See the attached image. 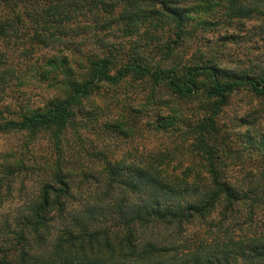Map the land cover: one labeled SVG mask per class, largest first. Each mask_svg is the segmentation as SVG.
<instances>
[{
  "label": "trees",
  "instance_id": "trees-1",
  "mask_svg": "<svg viewBox=\"0 0 264 264\" xmlns=\"http://www.w3.org/2000/svg\"><path fill=\"white\" fill-rule=\"evenodd\" d=\"M220 27L245 34L226 33L224 46L264 37V0H0V137L23 138L0 149V205L19 199L0 213V264H264V129L252 113L235 137L219 122L232 95L264 96V56L174 59L189 38ZM127 78L147 85L149 102L159 89L168 99L158 103L196 102L198 113L186 121L171 105L142 127V110L130 108L132 119L94 126L97 95ZM27 80L53 93L22 102ZM147 127L190 140L201 163L181 168L162 152L115 158L95 146L73 154L68 138L86 129L129 139ZM40 136L54 157L43 166L28 157ZM234 143L260 150L263 163L244 172Z\"/></svg>",
  "mask_w": 264,
  "mask_h": 264
},
{
  "label": "rangeland",
  "instance_id": "rangeland-1",
  "mask_svg": "<svg viewBox=\"0 0 264 264\" xmlns=\"http://www.w3.org/2000/svg\"><path fill=\"white\" fill-rule=\"evenodd\" d=\"M254 24H256V22H247L245 24V28L248 29L251 26H254ZM226 33L237 34V36L245 37L243 32H235L233 30L227 31L223 27H220V29L217 30L207 29L203 33H197L198 35L195 39L189 38L186 43H184V48L175 50L176 56L174 59H176V62L181 65L194 64L193 62L195 61H192L193 56L191 55L195 54L198 50L201 52L195 55L196 61L197 59L203 60L207 53L210 54V52L216 50L226 54L225 57H232L233 61H239L241 63L253 56H259L260 58L264 56L263 36H254L256 37L255 39L254 37H250V43L240 42L237 45L227 44L224 46L221 45V42ZM158 34L160 42L163 43L165 40V38L161 37V34L163 33ZM141 38H143V36ZM142 40L143 39L140 41ZM21 90L22 91L20 92L23 96L21 97L20 95V100L22 102L27 100L28 102L39 105L42 103L44 98H47L53 93L52 90H54V88L50 89L48 87V83L27 80L22 85ZM12 92L15 96H18L16 89ZM149 94H151L150 89L147 88L146 84H141L139 81H135L132 78H127L124 82L114 87H103L100 94L97 95V98H95L97 108L92 111V114L94 115V118H97L94 126L97 125L98 118L99 125L103 123L112 124L121 120V117H125L126 115V118L130 120L132 119L131 115L128 114L130 108L142 110V113L137 114L138 125L142 127H145L147 122L156 120L159 117L158 115H161L164 119L171 115L169 110L172 109L171 105H174L173 109H176L178 111L177 114L186 121L192 120L195 117V114L198 113V104L196 102L180 104L175 100L170 99L172 102L168 104L169 106H165L163 103H158L159 100L162 102L168 99L167 94L163 90L159 89L152 94L154 96L153 99L150 100V102L154 101V99L158 100L157 105H150V102L147 100ZM263 97H251L244 91L232 95L229 106L224 109L223 115L219 120L223 130L228 132L233 137H235L239 132H245L247 128L243 126L240 127L239 119L247 113H252L251 118H257V127L264 129ZM149 128L150 127L145 128V131L142 132V134L134 135L129 139L122 137L116 138L112 134H103L99 137L95 134V132H91L90 130L87 131L86 129H80L78 131L81 135V140L75 139L70 131L68 138L70 140L69 143L73 154L78 151L83 152V150L91 152L92 147L95 146L96 150H104V152L112 154L115 158L121 157L122 154H129L128 156L132 159L141 153L146 155V153L149 152L154 154L162 152L171 153V164L175 166L179 165L181 168L190 166L192 163L193 165L201 163L197 153H194L195 155L193 153H189V149L191 147L190 140L183 138L181 135L172 137L170 133L163 134L156 130L151 131ZM22 143L23 138L20 135L13 134L10 136L0 137V149H18ZM232 147V151H235L233 155L240 156L235 162L238 164V167H240V163L243 165L244 172L253 168L254 165L257 166L259 162L263 163L260 150H256V152L250 154V148L247 146L234 143ZM241 148H243L242 151ZM28 157L31 162L40 166L49 164L52 161L54 158L52 148L46 137L40 136L37 141L30 146ZM250 158H252V160H250ZM226 163L235 165L233 159H228ZM238 167L235 169L236 171L239 170ZM27 183V189L33 188L32 182L27 181ZM18 200L19 199L15 194L10 196L7 200L4 199L0 205V213L9 211L10 208L15 207Z\"/></svg>",
  "mask_w": 264,
  "mask_h": 264
}]
</instances>
